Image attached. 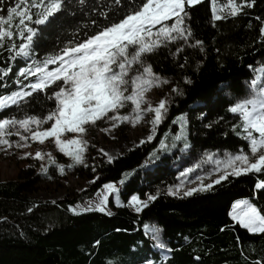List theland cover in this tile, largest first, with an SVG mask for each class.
Here are the masks:
<instances>
[{"label": "trees", "instance_id": "1", "mask_svg": "<svg viewBox=\"0 0 264 264\" xmlns=\"http://www.w3.org/2000/svg\"><path fill=\"white\" fill-rule=\"evenodd\" d=\"M141 2L121 0V5L116 6L112 0H86L81 6L77 0H70L69 10L42 29L36 58L42 59L53 48L73 40L77 27L92 34L88 26L92 20L104 24L101 11L116 22ZM211 9V0L185 5L188 15L184 24L192 32L189 43L201 40L203 51L186 47L174 57L172 53L179 45L171 42L146 57L155 73L173 80L184 93L173 96L166 120L153 140L112 161L91 148L86 152L87 166L70 168L87 181L84 188L54 203L30 197L46 174L36 171L34 165L22 168L14 179L0 181V264H146L149 260L153 264H252L264 259V233H250L228 215L233 203L241 199H249L264 213V189L256 188L257 181L264 180V173L229 175L208 191L172 196L167 188L176 183L177 173L171 163L184 140L162 153L152 169L140 167L167 131L176 132L174 120L182 114L187 116L186 142L190 150L186 152L191 156L205 151L234 153L246 144L231 128L239 117L228 111V105L247 94L254 68L264 61V40L259 31L264 20V0H255L253 7H245L242 13L226 19L213 20ZM16 42L22 41L17 38ZM8 56L5 42L0 48V67L11 65V71L0 78V95L17 89L16 74L20 67L27 66L24 58L13 61ZM180 64L185 66L181 68ZM53 107L54 103L42 93H33L28 110L40 114ZM16 113L14 106L7 107L0 111V118ZM125 173L132 174L120 184ZM93 177L99 178L93 183ZM109 181L119 183L121 200L111 215L69 212L70 205L92 197ZM158 189L156 199L141 207L140 212L129 204L133 194L147 200ZM145 224L160 229L165 248H159L158 242L146 233Z\"/></svg>", "mask_w": 264, "mask_h": 264}, {"label": "snow or ice", "instance_id": "2", "mask_svg": "<svg viewBox=\"0 0 264 264\" xmlns=\"http://www.w3.org/2000/svg\"><path fill=\"white\" fill-rule=\"evenodd\" d=\"M77 2L81 6L86 4V0ZM69 3L70 0H18L15 3L13 0H0V48L7 42L8 59L14 61L24 58L27 63L16 74L17 89L0 95V111L11 106L17 109L16 114L0 118V146H3L0 150L11 149L13 146L24 148L28 146L29 140L43 143L47 138H54L55 146L72 161L67 165H57L61 174L65 168L87 166L85 153L90 142L86 136L89 129L97 123H106L108 127L102 130L108 132L124 122L136 125L146 115L154 113L151 120L147 121L151 130L139 143L151 141L156 126L167 113L170 98L166 95L153 103L146 93L170 81L153 71L152 65L146 61L147 55L171 42L179 45L172 53L174 57L186 47L204 50L201 40L189 43L192 32L184 24L188 15L185 5H194L198 0H142L135 9L116 22L109 19L108 13L101 11L99 15L104 17V24L101 26L97 20H92L91 25H88L92 28V34L82 32L77 27L73 32V40L64 43L63 47L53 48L42 59L36 58V47L43 34L42 29L52 24L61 12H67ZM254 3L255 0H227L225 4H218L217 0H211L213 20L236 16L245 7H253ZM112 4L120 6L121 0H112ZM222 10L223 16L217 15ZM256 19L261 20L260 17ZM259 31L260 39L264 40V20H261ZM17 38L22 42L17 44ZM49 65L57 66L50 68ZM179 66L183 68L185 65ZM10 71L11 65L7 68L0 67V78L6 77ZM258 71L261 75L250 81L247 94L228 105V111L239 117L231 124V128L246 144L234 153L225 150L222 157L219 151H205L198 161L179 172L180 182L167 188L170 195L192 196L195 192L208 191L214 184L226 180L229 174L240 176L253 171L264 173V67ZM184 80L190 82L188 77H184ZM171 91L177 95L184 94L175 84ZM33 93H42L55 107L48 109L46 113L42 110L40 114H34V109L29 111L28 105ZM177 122L180 124V131L172 137V144L169 145L165 139H161L159 150L170 151L176 146V141L180 140L185 141L181 152L190 148V144L186 142V117L182 114L177 117ZM46 124L49 126H44ZM13 135L18 139H9ZM66 135L70 138H62ZM99 152L107 156L108 161L114 159L104 149H99ZM33 155L40 160L47 155L49 165L57 163L51 152L45 154L36 150L34 154L22 153L23 157ZM157 159L159 157L156 150H153L140 167L154 166ZM209 163L214 166L205 170L204 166ZM40 171L47 173L48 166L42 164ZM197 171L201 175H196ZM214 172L222 174L204 183V178L212 176ZM131 174L125 173L119 183H125ZM189 174L200 183L196 187L181 191ZM98 178L93 177L91 182L94 183ZM256 188L264 189V180H258ZM102 189L103 191L97 190L98 201L89 202L87 205H70L69 210L78 213L89 212L95 208L105 212L110 193H115V202L117 205L121 204L120 189L115 182L103 184ZM157 195L159 189L156 195H149L147 200H140L133 194L129 198V204L135 205V211L140 212L141 207L155 200ZM28 211L32 209L29 208ZM228 215L248 232L264 233V213L250 201H235ZM144 227L151 228L159 248L166 247L160 240L159 228L148 224ZM146 264H153V261L149 260ZM252 264H264V259L253 261Z\"/></svg>", "mask_w": 264, "mask_h": 264}, {"label": "rangeland", "instance_id": "3", "mask_svg": "<svg viewBox=\"0 0 264 264\" xmlns=\"http://www.w3.org/2000/svg\"><path fill=\"white\" fill-rule=\"evenodd\" d=\"M217 2L218 4H225L227 0H217ZM223 11L224 10L218 12L217 15L223 14ZM56 66L57 65H52V67H56ZM262 67H264V61L260 62L254 68L253 78H255L258 75H261V73H259L258 70L261 69ZM168 79L170 83L165 84L159 88L154 87L150 89L148 93H146L148 98L151 99L153 103L158 102L162 97H165L166 95L167 97L170 98L169 104L171 103L172 98L175 95L174 93H172L171 89H172V85L174 84L176 85V83L170 78ZM152 115H154V113L146 115L136 125H132L131 123L124 122L121 125H118L115 129H111L108 132H105L102 130L108 127L106 123H97L95 127H91L87 133L86 139H88L90 142L87 151H89L91 148L96 149L98 152H99V149H104L105 152H107L109 155H112L115 158L116 156L122 154L123 152L129 149H132L133 147L141 145L139 141L145 138L151 130V125L147 121L151 120ZM183 115L187 119V116L185 114ZM180 116L181 115H179L178 117ZM165 120H166V115L161 120L160 124L156 126V131H155V135L153 136V139L159 132L162 126V123ZM174 124L176 125V132L173 133L172 130L167 131L163 137V139H165L168 144H172V137L175 136L180 131V124L179 122H177V118L174 120ZM44 126H49V125L46 124ZM62 138L67 139L70 137L66 135ZM9 139L17 140L18 137L13 135L9 137ZM0 149H3V146H0ZM36 150H40L45 154L48 152H51L52 156L55 157L57 163L49 165L47 155H45L43 160H40L39 158H34V155L28 156V157L22 156L23 152H30L34 154ZM164 152H167V151H161L157 147L156 155L158 157H160V155ZM212 153H215V152H212ZM177 154H178L177 157L171 163V166L175 169L177 173V181L175 184L180 182V178L178 175L179 172H182L185 167H190L193 163L198 161L200 157L203 155V153H197L194 156H191L186 151L185 152L179 151ZM219 154L222 157L224 155V152H219ZM85 156H86V153H85ZM103 156L105 157V159H107V156L105 155ZM71 162H72L71 158L61 153L59 149L55 146L54 138H47L43 143L39 141L29 140L28 146L24 148L18 149V148H15V146H13L11 149L0 150V181L16 178L17 175L19 174V171L28 165H34L35 170L39 172H41L40 168L42 164L47 165L48 166L47 173L45 175H42L41 181L35 186V190L30 193V197L41 200V201L54 202L57 199L62 198L66 195H71L76 192H79L81 189L84 188V186L87 183V181L84 178L76 176L72 172V170L69 168H65L63 174L60 173V171L57 168V165L58 164L67 165ZM157 162H159V159L155 161L154 166L157 164ZM154 166H149L143 169L144 170L152 169ZM213 166L214 165L212 163H209L204 166V169L208 170V169H211ZM220 174H222V172H214L212 176L205 177L204 183L210 182L212 179H215L216 176ZM196 175H201V172L197 171ZM198 183H200V181L195 180L192 174H189L188 179L184 182V188L181 189V191L189 187H196ZM116 185L117 187H119V183H116ZM100 190L103 191L102 188H100ZM98 197H99V194L96 192L92 197L83 199L71 206L87 205L89 202L98 201ZM244 200L250 201L249 199H244ZM115 201H116V194L110 193L109 202L105 205L106 211L101 212L95 208H93L92 211H98V212L105 213V214H108V212L113 213L114 209L121 205V204L117 205ZM132 206L135 207V205H132ZM68 210H69V207H68ZM69 212L72 214L83 213V212L73 213L70 210ZM150 226H154V225H150ZM145 231L149 236H151V238L155 241V243H157L151 231V228L145 229Z\"/></svg>", "mask_w": 264, "mask_h": 264}, {"label": "crops", "instance_id": "4", "mask_svg": "<svg viewBox=\"0 0 264 264\" xmlns=\"http://www.w3.org/2000/svg\"><path fill=\"white\" fill-rule=\"evenodd\" d=\"M244 200V199H243Z\"/></svg>", "mask_w": 264, "mask_h": 264}]
</instances>
